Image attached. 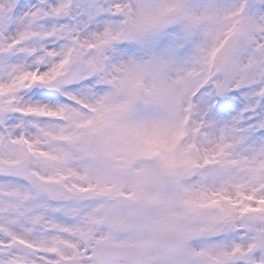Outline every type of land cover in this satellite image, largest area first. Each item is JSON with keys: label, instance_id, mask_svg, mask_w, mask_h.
Instances as JSON below:
<instances>
[{"label": "snow or ice", "instance_id": "snow-or-ice-1", "mask_svg": "<svg viewBox=\"0 0 264 264\" xmlns=\"http://www.w3.org/2000/svg\"><path fill=\"white\" fill-rule=\"evenodd\" d=\"M0 264H264V0H0Z\"/></svg>", "mask_w": 264, "mask_h": 264}]
</instances>
